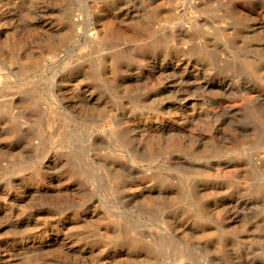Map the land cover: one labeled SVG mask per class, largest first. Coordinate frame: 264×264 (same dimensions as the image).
<instances>
[{
  "label": "rangeland",
  "instance_id": "obj_1",
  "mask_svg": "<svg viewBox=\"0 0 264 264\" xmlns=\"http://www.w3.org/2000/svg\"><path fill=\"white\" fill-rule=\"evenodd\" d=\"M0 264H264V0H0Z\"/></svg>",
  "mask_w": 264,
  "mask_h": 264
}]
</instances>
